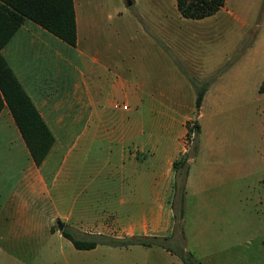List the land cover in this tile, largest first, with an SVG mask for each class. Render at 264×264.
I'll return each instance as SVG.
<instances>
[{"label":"rangeland","instance_id":"obj_1","mask_svg":"<svg viewBox=\"0 0 264 264\" xmlns=\"http://www.w3.org/2000/svg\"><path fill=\"white\" fill-rule=\"evenodd\" d=\"M83 1V56H69V68L60 65L67 84L43 94L44 118L56 142L69 147L85 124L95 121L92 99H99L96 107L98 102L102 111L107 108L102 124L132 128L122 165L162 190L158 198H142L126 221L146 228V235L166 236L140 217L157 199L155 206L165 207L171 218L166 233L172 227L173 235L166 242L175 251L184 250L187 264H245L235 256L257 249L264 264V92L259 91L264 0H225L223 8L204 19L183 17L177 0H136L131 6L126 0ZM209 79L198 108V91ZM75 85L80 92L87 89L84 99ZM196 121L200 131L189 136L187 125ZM105 139L96 140L92 149L107 148ZM103 154L100 150L101 160ZM183 158L186 162L174 167ZM4 159L0 173L10 179L0 183V203L29 160L20 151ZM114 220L117 225L106 234L125 237V221L117 214ZM68 223L82 231L101 230L87 228L85 221ZM16 248L17 255H1L0 264H171V257L157 256L164 253L158 245L100 243L85 256L56 235Z\"/></svg>","mask_w":264,"mask_h":264},{"label":"crops","instance_id":"obj_2","mask_svg":"<svg viewBox=\"0 0 264 264\" xmlns=\"http://www.w3.org/2000/svg\"><path fill=\"white\" fill-rule=\"evenodd\" d=\"M127 2L126 0V5L131 6L136 3V0H131V5ZM83 4V0H74L77 24L76 46L67 44L41 25L27 19L2 49L4 57L43 118L47 116L43 113V107H46L44 105L47 101L43 95L44 92L52 90L53 86L60 87L61 83L66 85V76L62 69L69 68V56L73 58L75 53L83 56L84 52L80 47L83 36L81 28L83 30L85 27ZM101 4L105 2L101 1ZM54 61L58 62L56 68L53 67ZM75 92L80 96L79 99H84L83 96L87 95V89L80 92L78 85H75ZM94 100L98 102L100 100L94 97L92 99L95 107L91 115L95 121L93 120L92 124H85L69 147L56 142L55 137L53 146L40 165L33 160L9 108L3 107L0 113V164L6 161L5 155L11 157L12 153L16 154L17 151L29 160L19 181H16L13 191L7 196L1 195V199L3 197L5 199L0 203V256L17 255L16 246L46 241L56 235L66 239L76 250L85 251V254L83 253L85 256H90L95 251L97 246L90 249L76 248L64 235V231L77 238L86 239L97 236L118 239L134 235L158 236L146 235V228L145 230L136 226L133 228L132 221H126V214L132 207L140 206V203L144 201L142 198L160 197L162 190L158 185H148L149 179L146 175L133 176L128 167L122 165L124 163L120 158L124 154L123 146L131 142L130 135L126 133H131L132 128L102 124L100 117L105 116L107 108L105 107L106 109L102 111L99 108L100 102H97L96 107ZM4 116L6 119L2 122ZM101 138L109 141L108 147L100 148L99 146L95 151L92 146ZM80 141H82V151L78 150ZM113 142H116V146H112ZM62 148H66V152L63 153ZM55 149H59L58 155L57 152L54 153ZM100 150L104 152L102 160ZM8 179L10 176L0 173V183L7 184ZM155 204H158L157 199L152 206L150 204V210L143 209L140 217L147 223L150 221L153 228L166 235L162 237L171 238L172 227L170 232L166 233L171 226L169 212H166L162 205L157 207ZM116 214L122 217L125 221L123 223H126L121 225V229L126 230L125 237L105 232V229L109 231L113 229L112 225H117L114 220ZM72 219L79 222L85 221L87 228L95 227L101 230L82 231L80 227L68 223ZM58 220H61L63 228L60 229V223H58V229L53 231L52 228ZM69 227L71 229H68ZM263 240L264 238L261 241L262 244ZM162 249L164 253L157 256L171 257V264H184L179 255H175L164 247ZM260 257L261 252L257 249L255 253L236 255L234 260L245 259V264H261ZM225 261L226 259L221 260L220 263Z\"/></svg>","mask_w":264,"mask_h":264},{"label":"trees","instance_id":"obj_3","mask_svg":"<svg viewBox=\"0 0 264 264\" xmlns=\"http://www.w3.org/2000/svg\"><path fill=\"white\" fill-rule=\"evenodd\" d=\"M225 0H177V6L185 18L201 19L215 14ZM32 20L71 46L77 45V24L74 0H0V113L7 106L29 148L37 165H40L54 144L55 136L41 115L32 98L14 73L2 53V49L15 35L25 20ZM211 79L198 91L196 106L199 108ZM264 92V78L259 86ZM189 136L193 131H200L199 122L188 123ZM186 158L175 160L174 167L184 164ZM78 249H90L98 243L128 247L139 244L143 246L158 245L169 251L177 252L184 264L182 249L175 251L168 244V237L134 235L122 239L97 236L93 239L77 238L64 231ZM264 246V240H263Z\"/></svg>","mask_w":264,"mask_h":264},{"label":"water","instance_id":"obj_4","mask_svg":"<svg viewBox=\"0 0 264 264\" xmlns=\"http://www.w3.org/2000/svg\"><path fill=\"white\" fill-rule=\"evenodd\" d=\"M127 1H128V2H127V3H128V5H131V3H132V2H131V0H127ZM59 228H60V229H62V228H63V224H62V223H60V224H59Z\"/></svg>","mask_w":264,"mask_h":264},{"label":"built area","instance_id":"obj_5","mask_svg":"<svg viewBox=\"0 0 264 264\" xmlns=\"http://www.w3.org/2000/svg\"><path fill=\"white\" fill-rule=\"evenodd\" d=\"M124 108H127V106L125 105Z\"/></svg>","mask_w":264,"mask_h":264},{"label":"bare ground","instance_id":"obj_6","mask_svg":"<svg viewBox=\"0 0 264 264\" xmlns=\"http://www.w3.org/2000/svg\"><path fill=\"white\" fill-rule=\"evenodd\" d=\"M84 51V50H83Z\"/></svg>","mask_w":264,"mask_h":264}]
</instances>
